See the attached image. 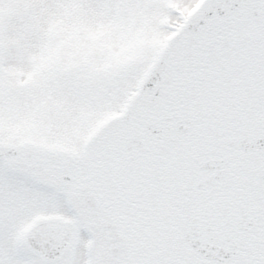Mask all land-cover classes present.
Returning <instances> with one entry per match:
<instances>
[{
  "label": "snow or ice",
  "instance_id": "obj_1",
  "mask_svg": "<svg viewBox=\"0 0 264 264\" xmlns=\"http://www.w3.org/2000/svg\"><path fill=\"white\" fill-rule=\"evenodd\" d=\"M0 264H264V0H0Z\"/></svg>",
  "mask_w": 264,
  "mask_h": 264
}]
</instances>
